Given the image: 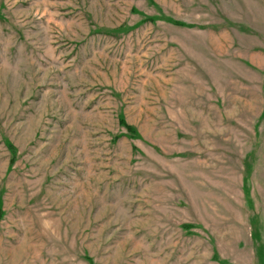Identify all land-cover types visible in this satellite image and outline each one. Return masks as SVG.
<instances>
[{
	"label": "rangeland",
	"instance_id": "1",
	"mask_svg": "<svg viewBox=\"0 0 264 264\" xmlns=\"http://www.w3.org/2000/svg\"><path fill=\"white\" fill-rule=\"evenodd\" d=\"M0 208V264H264V0H0Z\"/></svg>",
	"mask_w": 264,
	"mask_h": 264
},
{
	"label": "trees",
	"instance_id": "2",
	"mask_svg": "<svg viewBox=\"0 0 264 264\" xmlns=\"http://www.w3.org/2000/svg\"><path fill=\"white\" fill-rule=\"evenodd\" d=\"M122 123H125V121H122ZM125 126L127 127V129L129 130V131H133L134 129L131 127V126H129L128 124H125ZM9 148H10V150L14 153L15 152V149H14V147L12 146V145H9ZM2 217H3V212H2V209L0 208V220L2 219Z\"/></svg>",
	"mask_w": 264,
	"mask_h": 264
}]
</instances>
